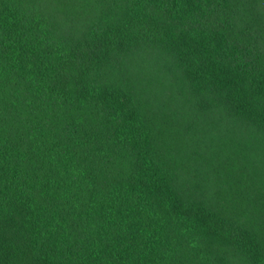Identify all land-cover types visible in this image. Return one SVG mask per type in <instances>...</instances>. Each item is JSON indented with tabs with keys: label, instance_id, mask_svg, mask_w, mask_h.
<instances>
[{
	"label": "trees",
	"instance_id": "obj_1",
	"mask_svg": "<svg viewBox=\"0 0 264 264\" xmlns=\"http://www.w3.org/2000/svg\"><path fill=\"white\" fill-rule=\"evenodd\" d=\"M0 264H264V0H0Z\"/></svg>",
	"mask_w": 264,
	"mask_h": 264
}]
</instances>
